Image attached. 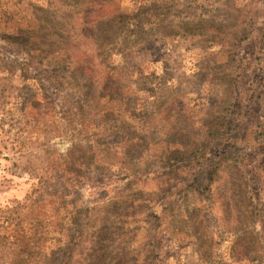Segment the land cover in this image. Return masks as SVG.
I'll return each mask as SVG.
<instances>
[{
	"label": "rangeland",
	"instance_id": "obj_1",
	"mask_svg": "<svg viewBox=\"0 0 264 264\" xmlns=\"http://www.w3.org/2000/svg\"><path fill=\"white\" fill-rule=\"evenodd\" d=\"M0 264H264V0H0Z\"/></svg>",
	"mask_w": 264,
	"mask_h": 264
},
{
	"label": "trees",
	"instance_id": "obj_2",
	"mask_svg": "<svg viewBox=\"0 0 264 264\" xmlns=\"http://www.w3.org/2000/svg\"><path fill=\"white\" fill-rule=\"evenodd\" d=\"M88 2L90 3V5L93 7V8H98V7H100V6H103V5H107V4H109V3H111L112 2V0H88ZM87 12H89V10L87 11ZM117 12H119V10H117ZM118 17V16H117ZM44 20H46V21H48L47 20V18L45 19V18H43V20L42 21H44ZM51 26H55V25H51ZM40 31V30H39ZM189 29H185V34H187V33H189ZM60 54V53H59Z\"/></svg>",
	"mask_w": 264,
	"mask_h": 264
}]
</instances>
